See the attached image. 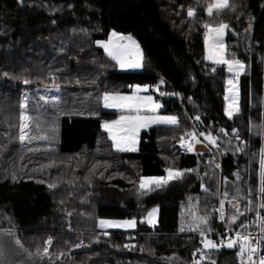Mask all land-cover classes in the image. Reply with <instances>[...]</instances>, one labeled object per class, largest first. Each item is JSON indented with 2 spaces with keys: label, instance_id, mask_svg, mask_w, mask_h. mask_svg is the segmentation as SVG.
<instances>
[{
  "label": "trees",
  "instance_id": "1",
  "mask_svg": "<svg viewBox=\"0 0 264 264\" xmlns=\"http://www.w3.org/2000/svg\"><path fill=\"white\" fill-rule=\"evenodd\" d=\"M213 3L0 0V264H194L203 244L191 222L206 217L201 228L211 229L205 231L211 238L224 232L214 211L220 196L241 202L239 212L228 211L232 229L252 228L259 213L264 218V0H229L209 15ZM205 23L234 31L226 35V58L246 66L232 117L225 111L230 75L206 60ZM113 31L138 41L141 73L119 72L96 43ZM136 84L149 85L162 113L179 122L142 132L137 152H118L102 130L103 121L117 116L104 110L103 95L130 93ZM35 85H58L61 101L58 107L38 98L28 103L32 139L23 145V93ZM192 133H210L217 145L197 137L208 153L189 152L181 138ZM168 168L192 171L140 189L141 178L166 176ZM154 208L159 219L150 226L145 219ZM101 219H134L137 228L103 232ZM237 253L221 249L200 264H239Z\"/></svg>",
  "mask_w": 264,
  "mask_h": 264
},
{
  "label": "snow or ice",
  "instance_id": "2",
  "mask_svg": "<svg viewBox=\"0 0 264 264\" xmlns=\"http://www.w3.org/2000/svg\"><path fill=\"white\" fill-rule=\"evenodd\" d=\"M20 3H23V0H20ZM229 6V0H215V3L210 5L207 8L209 15L212 14L213 9H224ZM188 16H194V9L188 10ZM229 26L225 23H220L218 26H212L208 23L204 24V28L208 31L206 33V43L208 44L209 56L208 59H214L216 63L226 64L228 66L229 72H235L238 76L239 72L243 70L244 64L239 60H229L225 58V45H224V36L225 31ZM97 44H101L106 51L107 55L110 56L113 60L119 64L121 68H131V69H138L143 67V54L142 49L140 48L139 43L130 35L124 36L123 34H118L116 32L111 33V37L108 41H97ZM215 70V69H213ZM5 76L8 74L5 73ZM55 80V77H52ZM25 84L30 83L29 80L25 79L23 81ZM79 83V81H77ZM161 83H164L161 80ZM228 83L232 85V81L229 80ZM56 92H59V86L56 85ZM129 87L134 88L135 92L132 95H124L120 93H110L105 92L103 95L104 107L106 108H119V109H126L131 115H122L119 120L112 121V122H104L103 128L110 134V137L113 141L114 147L118 151H135L136 150V134L141 128H147L152 124H166V125H177L179 119L177 116L174 115H159L158 110L162 107V105L154 100L153 96L151 95H139L141 91H146L150 86L149 85H129ZM233 87H235L233 85ZM157 90H159V86H157ZM164 95V93H161ZM44 101L45 104H50L52 107H58L61 97L59 95H46L40 98ZM228 99V97H225ZM21 108L24 111L20 114L21 123L19 125V140L21 142L28 141L31 142V139L26 132V129L30 128V122L32 121V116L28 113V98L25 96L24 102L21 105ZM146 110L152 115H141V111ZM238 109L229 107L226 108V114L231 117L234 111ZM196 120H199L200 117H195ZM55 125H53V131H55ZM222 132H226V130L221 129ZM234 132L238 133V130L234 129ZM191 137V142L185 141L184 138H181V146L186 147L187 151L191 152L194 151V143L201 142L197 139L195 133L188 134ZM200 136H204L205 139L211 145H217V137L211 135L210 133H200ZM239 139V136L236 137ZM261 175L264 176V154H262L261 164ZM192 171L189 169L186 170H178L173 168L166 169L167 175L166 176H159V177H143L141 178L140 188L143 189H151V186L154 184L155 186L159 187L163 184H167L169 181L175 180L180 178L184 175V172ZM239 178V177H237ZM49 187H52L50 185ZM205 191L207 189L205 188ZM264 192V188L261 189ZM227 195V193H225ZM251 201H249V204ZM221 208H220V219H225L224 214V201H220ZM235 208V205L233 206ZM264 207V205H261ZM156 209L154 208L148 214L147 222L149 224L155 223V214ZM236 211L239 212V209L236 208ZM237 219L236 215L231 217L232 222H235ZM264 219V218H262ZM101 227H120V228H134L136 226V221L128 220L124 222L119 221H109V220H100ZM208 220L206 217L202 216H194L193 220L190 225V230H199L200 235L202 237L201 243L203 244L205 249H216L221 246H224V239L222 238L220 243L217 244L215 241L208 239L205 237V231H210L211 229L205 227L201 228V225L207 226ZM241 227H244L241 225ZM181 231H184V228L181 227ZM107 235V233H105ZM264 242V236L259 237L257 240L253 241L251 237V233L245 232L241 234L237 232L235 234V238H229L226 244V247L232 249L239 246V252L237 255L240 257V264H245V260L247 264H264V255L259 257L257 261L254 259V255L259 251V245ZM16 243L19 245V241L17 240ZM52 240L51 238L48 239L47 244L51 245ZM22 248V245H21ZM26 252V250H25ZM44 254L48 253V247L43 249ZM27 255L31 256V253H27ZM204 256L201 255L200 260H203ZM194 264H200V261L194 262ZM215 264V262H213Z\"/></svg>",
  "mask_w": 264,
  "mask_h": 264
},
{
  "label": "built area",
  "instance_id": "3",
  "mask_svg": "<svg viewBox=\"0 0 264 264\" xmlns=\"http://www.w3.org/2000/svg\"><path fill=\"white\" fill-rule=\"evenodd\" d=\"M204 42H205V40H204ZM12 88L14 90H16L17 89V85H13ZM166 94H164V96H166ZM168 94L170 96L175 97V100L177 102L181 103V97H180L179 93H177L176 91L171 90L170 93H168ZM261 128H262V132H261L260 159H262V154H264V118H263V122H262ZM196 136L199 137V138H203L198 133H197ZM190 142H191V138H190ZM260 174H261V169H260ZM262 177L263 176L261 175L260 176V191H261V188H262ZM222 200L224 201V208H223L224 214H225V219L224 220L220 219V211H219L220 208H221L220 201H222ZM234 205H235V208L233 207ZM240 207H241V202L239 200H237V199L229 198V197H223V196L219 197L218 204H217V206H216L214 211L218 214L220 222L225 225V227H226L225 231L220 233V234L215 235L214 238H211L207 234H205V237L215 241L217 244H219L221 239L223 238L224 239V246L216 248V250H214V249H204V246H203L202 252L200 251L201 254L198 256L197 261H200V263H202L208 254H210L212 252H216V251L221 250V249L237 250L239 252V246L238 245L236 247L232 248V249H229V248L226 247L228 239L229 238H235V234L237 232H240L241 234H244L245 232L251 233V237H252L253 241L257 240L261 236H264V229H263V221H264V219H262L263 217H262L261 213H259L257 215L256 219L253 222L252 228L243 229L242 227H239L238 229H232L231 227L226 225V219H227L228 211L229 210H235L236 211V208L240 209ZM201 255L204 256L203 260H200ZM261 255H264V242H262L259 245V251L254 255V259H256L258 261L259 257ZM238 259H239V264H240V257L239 256H238ZM245 264H247L246 260H245Z\"/></svg>",
  "mask_w": 264,
  "mask_h": 264
},
{
  "label": "rangeland",
  "instance_id": "4",
  "mask_svg": "<svg viewBox=\"0 0 264 264\" xmlns=\"http://www.w3.org/2000/svg\"><path fill=\"white\" fill-rule=\"evenodd\" d=\"M214 3H215V0H214ZM213 3V4H214ZM220 10V9H219ZM216 11H218V9H213V12H212V14L214 13V12H216ZM208 12V11H207ZM209 14V13H208ZM211 14V15H212ZM227 30L229 31L230 29H229V27L227 28ZM108 41V40H107ZM137 41V40H136ZM138 42V41H137ZM101 47H103L101 44H99ZM224 45H225V43H224ZM205 48H206V53H205V57H206V60H207V62H209V63H215V64H220V63H216L215 62V60L214 59H208V56H209V50H208V44L206 43V37H205ZM225 51H226V49H225ZM225 58H226V53H225ZM226 67H227V73L230 75L229 76V79H228V81L229 80H231L233 83H232V85H230L229 83H228V92H227V97H228V99H227V108H229L230 106L231 107H233V108H236V109H238L237 111H234L233 112V115L234 114H236V113H238L239 112V76L241 75V74H243L244 73V71H245V68H246V66L244 65V68H243V70H241L240 72H239V75L237 76L236 74H235V72H229L228 71V66L226 65V64H224ZM121 72V71H120ZM121 73H123V72H121ZM131 73H133V72H131ZM16 85H18L17 83H16ZM233 85L235 86V87H233ZM25 87H30V84H25L24 85ZM59 89H60V87H59ZM60 94V91L59 92H56V87H55V85H47V86H43V85H35L34 86V91H24V93H23V97H24V99H25V96H27V98H28V103L33 99V98H38L41 102H42V104H44V105H46L45 103H44V101L43 100H41L40 98L42 97V96H46V95H59ZM23 111H24V109H23ZM232 115V116H233ZM231 116V117H232ZM26 132L28 133L29 132V129H26ZM189 140H190V138H189ZM28 144V141H24L23 142V145H27ZM166 175H167V172H166ZM172 181H174V180H172ZM172 181H169L168 183H170V182H172ZM167 183V184H168ZM164 185V184H163ZM154 187H157V186H155L154 184L151 186V189L152 188H154ZM141 189V188H140ZM142 190V189H141ZM144 191H146V190H149V189H143ZM157 211H156V214H155V223L154 224H149L148 222H147V220H148V216L146 217V219H145V222L148 224V225H150V226H154L157 222H158V219H159V209L158 208H155ZM102 220V219H101ZM103 220H108V219H103ZM109 221H119V222H124V221H128V220H109ZM136 221V220H135ZM100 222V221H99ZM136 228H137V221H136V226L134 227V228H120V227H108V226H105V227H101L100 226V223H99V229L101 230V231H103V232H109V231H126V232H131V231H135L136 230ZM205 249V248H204ZM214 250H216V249H214ZM202 252V251H201ZM201 252H198L197 253V256H199L200 254H201Z\"/></svg>",
  "mask_w": 264,
  "mask_h": 264
},
{
  "label": "crops",
  "instance_id": "5",
  "mask_svg": "<svg viewBox=\"0 0 264 264\" xmlns=\"http://www.w3.org/2000/svg\"><path fill=\"white\" fill-rule=\"evenodd\" d=\"M224 9H225V8H224ZM220 10H223V9H220ZM218 11H219V10H218ZM111 33H112V32H111ZM111 33L109 34L107 40H109V38L111 37ZM227 33H228V30L226 29V31H225V36H224L225 49H226V35H227ZM118 34H119V33H118ZM124 36H125V35H124ZM139 45H140V44H139ZM140 48H141V46H140ZM141 49H142V48H141ZM104 51H105V50H104ZM105 54H106V56H107L108 58H110L112 61H114V62L117 64V62H116L115 60H113L110 56L107 55L106 51H105ZM142 54H143V61H142V63H143V67L138 68V69L121 68V67L119 66V64H117L118 69H119V72L121 71V72H123V73H131V72H133V73H141V72L143 71V68H144V53H143V50H142ZM212 64H213V63H212ZM214 64H215V63H214ZM218 65L224 66V67L226 68V70H227V67H226L224 64H218ZM245 71H246V68H245ZM245 71H244V73H245ZM244 73H243V74H244ZM243 74H241L240 76H242ZM240 76H239V77H240ZM134 92H135V89L133 88L132 91H131L130 93H126V94H124V95H132ZM139 95H151V96H153L154 100H156V101H158V102L160 103V101L157 100L156 96L154 95V93H152V91H151L150 88H148L146 91H141V92L139 93ZM160 104H161V103H160ZM103 108H104V110L107 111V112H111V113H116V114H117V116H116L114 119H111V120H105V121L102 122V130H103L104 133L107 134L108 138L110 139V141H111L112 144H113V141H112V139H111V137H110V134H109V133L103 128V124H104V122L107 121V122L110 123V122H112V121L119 120V118H120L122 115H131V114H133V113H130V112H129L128 110H126V109H119V108H106V107H104V101H103ZM162 111H163V107H161V108L158 110V113H157V114H159V115H166V114L162 113ZM140 114H141V115H152V113H150V112H148V111H146V110H142ZM177 125H178V124H177ZM173 126H176V125L152 124V125H150V126L147 127V128H141V129L138 131V133L136 134V145H135L136 150H135V151H118V150L114 147V145H113V147H114V149H115L116 151H118V152H137V151L139 150V146H140V135H141L142 132L148 131V130H150V129H152V128H156V127H173ZM190 138H191V137H190ZM187 141L190 142L189 139H188ZM184 148L186 149V147H184ZM192 152H194L195 154H206V153H208V148H207V146H206L203 142H195V143H194V151H192Z\"/></svg>",
  "mask_w": 264,
  "mask_h": 264
},
{
  "label": "water",
  "instance_id": "6",
  "mask_svg": "<svg viewBox=\"0 0 264 264\" xmlns=\"http://www.w3.org/2000/svg\"><path fill=\"white\" fill-rule=\"evenodd\" d=\"M230 33H231V34H234V31H233V30H230Z\"/></svg>",
  "mask_w": 264,
  "mask_h": 264
}]
</instances>
